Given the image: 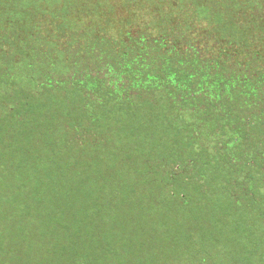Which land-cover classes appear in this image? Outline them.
Segmentation results:
<instances>
[{"label":"trees","instance_id":"16d2710c","mask_svg":"<svg viewBox=\"0 0 264 264\" xmlns=\"http://www.w3.org/2000/svg\"><path fill=\"white\" fill-rule=\"evenodd\" d=\"M0 264H264V0H0Z\"/></svg>","mask_w":264,"mask_h":264}]
</instances>
